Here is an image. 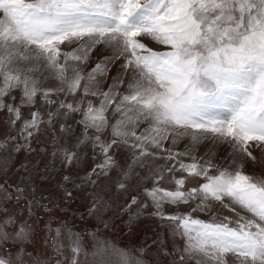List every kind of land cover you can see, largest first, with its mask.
Masks as SVG:
<instances>
[{
  "label": "snow or ice",
  "instance_id": "snow-or-ice-1",
  "mask_svg": "<svg viewBox=\"0 0 264 264\" xmlns=\"http://www.w3.org/2000/svg\"><path fill=\"white\" fill-rule=\"evenodd\" d=\"M101 45L111 55L85 72ZM0 112L10 129L19 125L0 151L23 141L0 158V264H264V174L246 173L243 163L233 170L195 156L185 162L187 150L166 147L211 135L257 163L251 149L264 152V0H0ZM73 115L80 135L52 154L72 166L91 145L93 164L83 176L62 177L63 200L89 191L81 220L107 228L114 197L150 179L143 196L170 245L157 235L151 245L121 248L95 231L77 232L53 215L65 209L39 194L46 161L10 171L13 152L43 151L31 143L41 128L52 129L55 142L59 125L61 141H70L75 132L65 121ZM122 149L126 158L117 159ZM165 173L174 187L161 186ZM190 178L203 182L186 188ZM165 205L188 211L166 213ZM148 207L137 195L121 207L129 231Z\"/></svg>",
  "mask_w": 264,
  "mask_h": 264
},
{
  "label": "rangeland",
  "instance_id": "rangeland-1",
  "mask_svg": "<svg viewBox=\"0 0 264 264\" xmlns=\"http://www.w3.org/2000/svg\"><path fill=\"white\" fill-rule=\"evenodd\" d=\"M147 42V41H146ZM150 47L157 48L158 46L155 44H149ZM67 50V49H65ZM111 55V51L104 47L103 45L98 46L97 50L92 53V58L87 66L84 67V71L87 72L94 66V64L100 59L101 56ZM119 63V61L117 62ZM112 71L109 74L110 76L115 75V66H111ZM110 80L104 82V86L106 87L107 83ZM49 86L55 85V81H48ZM17 96V102H19V93H15ZM56 99H64V96L55 97ZM69 100L72 97H68ZM94 103H98V101L94 100ZM25 118L28 117V109H23ZM43 111V109H42ZM110 122L112 121V114L109 112ZM79 115H73L67 118L66 123L73 126L75 136L71 137V140L61 141L59 132V125L55 128V134L57 136L56 141L54 142L52 136L49 134L52 132V129L45 130L41 128V131L35 135L34 139L31 141L32 147L34 149H42L43 151L37 157L36 153H28L26 151L13 152V159L11 161V169L10 171H14L20 164L26 163L28 161H32L34 158L41 159L42 161H46L49 165L50 172L47 174L48 179L39 182L40 183V193L44 196H50L53 201L59 203L61 208L65 209L61 211L58 208H53V215L59 219L64 220L69 223V225L74 226V230L77 232H85L95 231L99 236V239L102 241H108L118 247L121 248H132V247H140L143 246L145 241L149 245L152 244V240L156 238L157 235L160 236L161 239L167 240L169 245L172 242V237L168 235L167 228L161 227V221L155 216L150 215L151 212L154 211V208L151 207V202L147 201L143 196V188L150 187L152 181L150 179H146L139 184H133L127 193L117 194L114 197L115 203L113 204L111 210L105 214V218L110 219L109 226L105 228L98 221L91 219L90 217L85 216V219L81 220V215L86 213L87 207L89 206V191L86 190H74V200L72 202H65L62 197L63 189L59 186L63 183L62 177L66 174L76 175L77 173L80 176H83L86 171L90 170L93 159H92V150L91 145L82 146L79 149L81 154V159L79 164H75L72 166H66L62 160L60 154L53 155L52 153L55 151L56 147L61 143H71L75 144V138L78 137L82 131L81 127L78 124H74V120H79ZM115 119V117H114ZM114 121V120H113ZM141 128L146 127V124H142ZM19 125L16 128H9L7 124V114L6 112H0V141L5 139L8 136H17ZM23 143L17 138V141H9L7 145V149L4 151H0V158L8 155V152L13 148L14 143ZM166 147L172 148L174 151L185 152L186 150L190 153L189 156H184L182 159L185 162H190L191 156H195L198 159H211L212 162L218 165L221 168H229L235 169L237 164L243 163L244 171L248 174H264V152L260 149L253 147L251 150L253 151V155L257 158V163H253V161L244 156L242 153L235 151L231 144L227 142L220 141L218 139L213 138L211 135L200 134L198 141L193 142L191 136H184L178 138L177 143L175 145L168 142ZM126 149H122L117 154V159H121V157L126 158ZM235 160V163H233ZM98 162V161H97ZM153 165L163 166L167 162L164 160H155L151 162ZM147 170H142L146 172ZM212 174H215V169L210 170ZM175 175L179 177L181 175L180 172H176ZM186 175V174H185ZM203 178L188 180V183L185 185L186 188L197 186L198 183H202ZM163 187H174L171 184L168 174L165 173V181L161 184ZM70 187V185H69ZM132 195H137L140 198L141 203H148L149 207L146 209H142V214L136 219L135 223L131 225V231H129V224L127 223L129 219V211L131 213H135L137 211V206H133L129 211L121 212L120 209L126 203V201ZM164 211L166 213H177V212H186L188 209L185 206L172 207L165 205ZM237 211H241V214H245L242 210L237 209ZM224 215H233L229 213L227 210L223 212ZM195 216H198L201 219L207 220L209 216L207 213H194ZM234 218V217H233ZM91 243V238L86 237ZM176 243L182 245L183 240L179 237L176 238ZM155 251V246H152L149 249V252ZM151 257L149 256V259ZM231 264V258H230Z\"/></svg>",
  "mask_w": 264,
  "mask_h": 264
},
{
  "label": "crops",
  "instance_id": "crops-1",
  "mask_svg": "<svg viewBox=\"0 0 264 264\" xmlns=\"http://www.w3.org/2000/svg\"><path fill=\"white\" fill-rule=\"evenodd\" d=\"M113 120H114V117L112 118V121H111V122H114ZM109 131H110V130H109Z\"/></svg>",
  "mask_w": 264,
  "mask_h": 264
}]
</instances>
